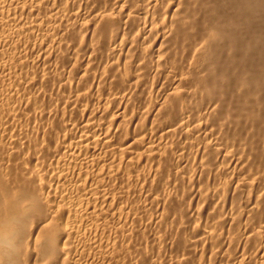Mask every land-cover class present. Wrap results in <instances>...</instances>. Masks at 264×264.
Returning <instances> with one entry per match:
<instances>
[{"label": "bare ground", "instance_id": "1", "mask_svg": "<svg viewBox=\"0 0 264 264\" xmlns=\"http://www.w3.org/2000/svg\"><path fill=\"white\" fill-rule=\"evenodd\" d=\"M262 31L264 0H0V264H141L159 249L171 264H264ZM19 46L42 53L22 61ZM79 51L97 72L72 74ZM150 77L146 115L129 99ZM21 78L42 93L4 88ZM102 89L108 106L85 118ZM112 175L149 202L112 201ZM108 214L168 247H134Z\"/></svg>", "mask_w": 264, "mask_h": 264}, {"label": "rangeland", "instance_id": "2", "mask_svg": "<svg viewBox=\"0 0 264 264\" xmlns=\"http://www.w3.org/2000/svg\"><path fill=\"white\" fill-rule=\"evenodd\" d=\"M41 15H42V14L40 13V16H41ZM32 17H33V16H32ZM29 18H30V17H29ZM187 24H188V23H187ZM187 24H186V25H187ZM196 28H197V27H196ZM258 31H259V30H258ZM263 32H264V31H262V33H263ZM36 34H37V33H36ZM36 34H35V35H36ZM263 34H264V33H263ZM35 35H34L33 38L30 37V41H36V40H37L36 43H38L39 40H40V35H39V33H38L39 36L37 35V36H38L37 39H36L37 36H35ZM32 39H33V40H32ZM35 39H36V40H35ZM258 47H259V48H262V45H261V46H260V45H259V46H258V45L255 46V48H258ZM20 48H22V49H20ZM252 48H253V47H252ZM259 48H258V49H259ZM14 49L16 50V48H14ZM14 49L12 48V52L14 51ZM17 49L20 50V52L17 50L18 52L15 51L14 53H17V54L19 53L20 56H23L24 53H27V56L29 57V59L32 58L33 60L35 59V58H33V54H34V56H36V55L39 54L38 51H39V52L41 51V50H38V49H37V52H35V51H36V50H35L34 53H32L31 50H30V51H31V52H30L29 49L24 48V46H23V47H22V46H21V47L19 46ZM25 50H27V52H26ZM250 50H252V49H250ZM24 51H25V52H24ZM256 51H258V50H256ZM259 51H261V50L259 49ZM259 51H258V52H259ZM79 52H81V51H79ZM87 52H88V53H87ZM37 53H38V54H37ZM41 53H42V51L40 52V54H41ZM83 53H84V55H85V51H83V52H81V53H77L78 56H79V54H80V56H81V57L79 56L80 58H77V57L74 55V56H72V57H69V60L67 61L70 65H71V64H74V63L76 64V63L78 62V64H76L77 66H76V65H71V67H73V66H74V68L76 67V69L72 68V71H71L72 74H74V75H75V74L78 75V73H80V69L83 70V68H86L87 65L84 66V64H86L87 61L89 62L90 69H91V66H93L92 68H94V66H97V65H98V64H97V63H98V58H95V56H94L95 54H94V55H93V54L90 55V54H89L90 52H89V51H86V54H87V55L89 54L88 57L90 58V56H91V58H92V59L87 60V59H86V58H87V55L84 56ZM9 54H10V53H9ZM17 54H13V55L18 56ZM28 54H30V55H28ZM24 55H25V56H23V58H24V57H25V58H24V60H22V61H25V60L28 58V57L26 56V54H24ZM82 55H83V57H85V59L82 57ZM92 55H93V57H92ZM16 56H15V57H16ZM20 56H18V57H20ZM31 56H32V57H31ZM74 57H76V58H74ZM16 58H17V57H16ZM94 58H95V60L93 61ZM21 59H22V57H21L19 60L21 61ZM70 59H71L72 61H70ZM78 59H79V60H78ZM83 59H84V60H83ZM6 60H8V58H6ZM73 60H74V61H73ZM80 60H81V61H80ZM91 60L93 61V63H92ZM96 60H97V61H96ZM70 62H71V63H70ZM73 62H74V63H73ZM80 62H81V63H80ZM84 62H85V63H84ZM88 62H87V64H88ZM90 62H91L92 64H90ZM31 63H32V62H31ZM68 63L66 64V66L69 65ZM95 64H97V65H95ZM46 65H47V64H45L44 66H46ZM70 65H69V66H70ZM81 65H82V66H81ZM89 65H88V67H89ZM30 66H31V67H30ZM32 66H33V67H32ZM53 66H54V64H52V63H51V64L49 63V64L47 65L48 68L51 67L49 70H52V72H53V70H57V71L59 72L60 69H59V70L57 69V67H56L57 65H55L54 67H53ZM78 66L81 67V68L79 69ZM26 67H27V66H26ZM26 67H25V68H26ZM71 67H70V68L68 67V69H71ZM30 68H32V69H30ZM34 68H35L34 65H30V64H29L28 71L32 72L31 70H34ZM55 68H56V69H55ZM22 69H23V71L21 70L22 72H21L20 76L23 75L22 73H24V71H25L24 68H22ZM35 69H36V68H35ZM44 69H45V67H44ZM46 69H47V68H46ZM78 69H79V70H78ZM94 69H95V68H94ZM94 69H93V70H94ZM49 70H47V71H49ZM73 70H74L75 72H74ZM77 70H78V71H77ZM82 70H81V71H82ZM96 70H98V66L96 67V69H95L94 71H96ZM47 71L44 70V72H47ZM57 71H56V72H57ZM96 72H97V71H96ZM130 72L132 73L131 70H130ZM130 72H129V70H128V74H129ZM19 73H20V71L17 70V75H18ZM131 73H130V75H127L128 78H129V76H130V78L133 77V76L131 75ZM17 75H16V73H15V76H17ZM21 77H22V76H21ZM9 79H10V78H9ZM9 79L6 81V83H5L6 86H4V88H7V86L16 83V85H17L16 87H18V89H22V90H23V88H22L23 86H28V89H29V90H28L26 87H24V89L26 88L27 91H31V93H32L33 90H34L33 92L35 93V91H37V88L40 89V87H39V83H37L38 85H37L36 83H35L36 85H34V84H29L28 82H26V80H24V79L21 78L22 80H17V82H19V83L17 84L16 81H14V82H13V81H9ZM14 79H15V78H14ZM150 79H151V77H150L149 79H147V83H146V81H145L146 85L149 84V86H144L145 83H144V85L141 84V85H143V87L140 85V86H139V89H140V90L138 89V91H137L138 93H135V94L129 99V105H131L130 108H132L133 106H135V107H138V106H139L138 108H142V109L145 110L144 112H146L147 110H146L145 107L148 108V106H145L146 104L149 105V103H150V104H151V103H153V104L156 103V102H154V101H156V97H155V94H156V86L153 88V86L156 85V84H155V83H156V81H155L156 79H155V77H152L151 80L153 81V83H151L152 81H149ZM10 80H11V79H10ZM21 81H22V82H21ZM24 81H25V83H24ZM9 82H10V84H8ZM12 82H13V83H12ZM154 82H155V83H154ZM21 83H22V84H21ZM5 84H4V85H5ZM19 84H20V85H19ZM24 84H26V85H24ZM28 84H29V85H28ZM30 85H32L31 88H30ZM151 85H152V86H151ZM37 86H38V87H37ZM9 87H10V86H9ZM141 87H142V89H141ZM146 87H147V88H146ZM150 87H151V88H150ZM7 89H8V88H7ZM142 90H143V91H142ZM40 91H41V93H42V90H41V89H40ZM95 91H96V90H95ZM97 91H98V89H97ZM103 91H104V90L102 89V91H100L101 93L99 92L100 94L97 95V92L94 94V99L97 97V98H96V101H95V100L93 99V97H92V101H94V102H92L91 100H89L88 102H86V101L82 102L83 106L86 105V106L88 107V108H87V111H88V112H86V114L89 113V112L92 110L93 115H92V113H91V114L89 113L90 115H92V116H90V117H92V118H95V119L98 118V117H99L98 115H99V113L102 111V108H106V107L108 106V104H106V102H105V101L107 100V99H106L107 97H106V95H105L106 93L104 94ZM22 92H23V91H22ZM37 92H38V91H37ZM145 92H146V93H145ZM39 93H40V92H39ZM41 93H40V94H41ZM66 93H67V92H64V93L62 92V93H60V96H58L59 94H57V92H56V93H53V97H54V101H55V102L58 101V102H59V105L62 104L61 106H63V107H64V102H65V107H64L65 110H64L63 107H61V109L63 110V112H65V113L67 114L68 111L72 110V108L74 109L75 107H70V104L73 103V102H72L70 99H69V100L71 101V103L68 102V101H69V100H68V94H66ZM102 93H103V94H102ZM139 93H140V94H139ZM148 93H149V94H148ZM54 94H55V95L57 94L58 97L55 96ZM65 94H66V95H65ZM42 95H43V94H42ZM95 95H97V96H95ZM99 95H101V97H100ZM102 95H105L104 97H106V98H104V97L102 98ZM138 95H139V96H138ZM39 96H40V95H39ZM63 96H64V97H63ZM149 96H150V97H149ZM40 97H42V96H40ZM56 97H57V98H56ZM99 97H100L101 99H100ZM144 97H145V98H144ZM42 98H43V97H42ZM55 98H56V100H55ZM137 98H138V99H137ZM146 98H147V99H146ZM65 99L68 100V101H67L68 103H66V100H65ZM97 99H98V101H99V99H100V101H99L100 103L97 101ZM104 99H105V100H104ZM139 99H140V100H139ZM59 100H60V101H59ZM90 101H91V103H90ZM148 101H149V102H148ZM152 101H153V102H152ZM62 102H63V103H62ZM96 102H98V103H96ZM104 102H105V103H104ZM107 102H108V101H107ZM131 102H132V103H131ZM146 102H147V103H146ZM85 103H86V104H85ZM87 103H88V105H87ZM94 103H95V104H94ZM134 103H135V104H134ZM141 103H142V104H141ZM91 104H92V107H91ZM97 104H100V105H97ZM101 104H102V105H103V104H106V105H105L106 107H105V106L103 107ZM115 104H116V103H115ZM153 104H151V105H153ZM66 105H68L69 108H71V109L67 108L68 106H66ZM93 105L95 106V108H93V107H94ZM96 105H97V106H96ZM136 105H137V106H136ZM140 105H141V106H140ZM142 105H144V106L142 107ZM154 105H155V104H154ZM154 105H153V106H154ZM71 106H73V104H71ZM83 106H82V109H83ZM86 106H85V107H86ZM113 106H114V105H113ZM153 106H151V107H153ZM85 107H84V108H85ZM90 107L93 108L95 111H94L93 109L88 110ZM98 107H99V109H98ZM101 107H102V108H101ZM151 107H150V105H149V108H151ZM66 108H67V111H66ZM75 109H76V108H75ZM75 109H74V110H75ZM85 109H86V108H85ZM97 109H98V110H97ZM96 110H97V111H96ZM78 111H79V112H78ZM71 112H73V110L70 111V113H71ZM96 112H97V113H96ZM75 113H77V114H76L77 116H75ZM79 113L81 114L80 110H77V112H74V113H73L74 116H75L74 119H77V117H78V118H81V116H79V115H80ZM68 114H69V113H68ZM78 114H79V115H78ZM89 114L85 115V118H86V116L88 117ZM94 114H95L96 116H98V117H95ZM126 115H127L128 117L130 116V114H129V115L126 114ZM141 115H142V114H141ZM146 115H147V112H146ZM93 116H94V117H93ZM143 116H145V115H143ZM143 116H142V117H143ZM128 117L126 118V120L128 119ZM96 120H97V119H96ZM50 121H51V120H50ZM50 121L48 122L49 125L47 124V125H45L46 127H44L46 130H48V131H47L48 134H46V132H45V134H46V136H49V139H51V137H52L51 140H52V141H55L56 143H58V142H57L58 139H60L59 141H61V140L63 139V138H62V136H63L62 134L64 133V130H62V133H61V131H60L61 129L57 128V127H56V124H55L53 121H51L52 124L50 125ZM55 121H56V119H55ZM53 123H54L55 126H53ZM51 126H52V127H51ZM50 127H51L52 129H51ZM53 127H55V129H54ZM56 128H57V129H56ZM58 129H59V130H58ZM46 130H45V131H46ZM54 130H55V131L58 130L60 133H59L58 131L55 132ZM49 131H50V132L53 131L51 136H50V132H49ZM57 132H58V133H57ZM58 134H59V136H58L57 138L54 137V136H57ZM61 135H62V136H61ZM60 136H61V137H60ZM53 137H54V138H53ZM47 138H48V137H47ZM55 138H56V139H55ZM56 140H57V141H56ZM89 154H90V153H89ZM111 155H112V154H111ZM111 155H110V152H108V155H106V156L103 157V158L105 159V163L101 161V165H100V166H102V164H103V165H104V164H108V165H110L111 163H113V164L118 163V162H117L118 160H116V157L113 158V155H112V157H111ZM107 156H108V157H107ZM90 157L93 158V156H90ZM90 157H89V158H90ZM109 157H110V158H109ZM106 159H107V161H106ZM109 159H110V160H109ZM112 159H113V160H112ZM108 160H109V161H108ZM115 160H116V162H115ZM110 161H112V162H110ZM107 162H110V163H107ZM119 163L121 164V162H119ZM113 164H111L110 166H113ZM120 164H119V165H120ZM115 165H116V164H115ZM115 165L113 166L114 168H115ZM119 165H118L117 167H120V168H121V167H122V168L124 167L123 164H121L120 166H119ZM122 168H121V169H122ZM123 170H124V169H123ZM121 172H122V170H121ZM115 175H116V174H115ZM115 175H112V177H114V179L116 180V183H115V180L111 177L113 180L111 181L110 178H109V179H108V186L106 185V187H105V189H106L105 192H106V194H110V195L112 196V201H113V199H114V201H115V198H116V197H117V198H116L117 200H120V199L123 200V199H124V201H125V200L127 199L125 193H128V194H127V195H128L127 197H128L129 199H130V196L133 197L132 195H134V197H135V196H136L135 194H137V197H135V198L133 197L132 199H136V200H137L138 198H140V199L137 200L138 202H139V201H140V202L142 201V202H144V203L149 202V201H147L146 199L143 201V199L145 198L144 195H145L146 197H151L152 195L149 196L150 194H148V193H145V194H144L145 191H144V192H141V191H140V187H137V186H140V185L134 186V188H133L134 190H133V189H132V186H133V185H132V186L130 185L131 183H127V181L125 182V180H123L124 182L122 183V182H120V178L117 179V177H118L119 175L117 174V175H118V176L116 175L117 177H116ZM117 180H119V181L117 182ZM121 180H122V179H121ZM111 182H112V183H111ZM119 182H120V183H119ZM125 183H127V184H125ZM115 184H116V185H115ZM121 184H122V185H121ZM128 184L131 186V188H130L131 190L129 189L130 186L128 187ZM117 186H118V187H117ZM109 187H110V188H109ZM111 187L114 188V189H112ZM125 187H127V188L129 189V191H132V192H130V193H129V192H125V190L128 191ZM135 187H136L137 189H136ZM107 188H108V189H107ZM121 188H122V189H121ZM138 188H139V189H138ZM111 189L113 190L114 193L112 192ZM108 190H109V192H108ZM115 190H116V191H115ZM138 190L141 192V194H140V192L138 193ZM135 191H136V192H135ZM134 192H135V194H132V193H134ZM111 193H113L114 195L111 194ZM115 193H116V195H115ZM122 193H123V194H122ZM118 194H119V195L122 194L123 198H120V197H122V196H121V195L119 196ZM131 194H132V195H131ZM147 194H148V195H147ZM110 195H109V196H110ZM124 195H125V196H124ZM114 196H115V198H114ZM118 196H119V197H118ZM124 197H125V198H124ZM142 197H143V198H142ZM187 197H188V199L183 198L184 201H183V199H182L183 204H184L185 206L187 205V204H186V201H187V203L189 202V204H190V202H191V200H189V195L186 196V198H187ZM119 198H120V199H119ZM190 199H191V197H190ZM122 200H120L119 202H123ZM185 200H186V201H185ZM117 202H118V201H117ZM142 202H141V203H142ZM104 204L106 205V206L103 205V206H105V210H106V208H107V204H106V203H104ZM112 204H113V203H112ZM112 204H111V205H112ZM121 204H123V203H121ZM118 205L120 206L119 203H118ZM153 205H154V204H153ZM153 205L151 204L152 207L149 205V206H150L149 209L152 208V209H150V210H152V212H154V213H152V215H156V208H157V207H156V206L153 207ZM101 206H102V205H101ZM111 207H112V206H110V208H111ZM155 207H156V208H155ZM186 207H187V206H186ZM108 208H109V207H108ZM154 209H155V211H153ZM106 211H107V210H106ZM108 215H109V214H108ZM108 215H107V217L110 216V215H109V216H108ZM110 217H111V216H110ZM110 217H109V219L111 220L113 217H111V218H110ZM107 219H108V218H107ZM109 219H108V220H109ZM114 219H115V218H113V221H115V222L119 221L118 223H119L120 226H122V227H123L125 224H126L125 227H127V226H131V228L135 225V224L126 223L125 221H122V220H116V219L114 220ZM121 221H122V223H121ZM123 222L125 223L124 225H122ZM127 224H130V225H127ZM137 226H138V225H137ZM137 226H134V227L132 228L133 230H134V228L136 229V230H134V232H133L132 229H130V230L128 229V228H130V227H127V228H126V229H127V232L132 231L133 233H135V232L137 233V238L135 237V239H134V241H137V242H136L137 244L134 242V247H135V245H136V247L147 246V247H145V248H146L147 250H149L150 245H152V243H153L156 247H155L154 245H152V247H153V248L155 247V248H158V249H159V247H157V245L161 244V242H160L159 244H158V243H154L155 240H153V239H154V236H153V235H154V231H153V229H152L151 227H149V226H148L149 229H148V227H146V226H144V227L142 226V227H140V229H141V231H143V232H141L140 229L138 230ZM125 227H123V228H125ZM146 228H147V229H146ZM137 230L140 231V232L138 233ZM149 230H151V231H149ZM145 231H146L147 233H146ZM152 232H153V233H152ZM136 233H135V234H136ZM141 233H142L141 237L143 236L142 238L139 237ZM135 234H134V235H135ZM145 234H146L148 237H146ZM152 234H153V235H152ZM155 234H156V233H155ZM135 236H136V235H135ZM149 236H150V237H149ZM151 237H153V238H151ZM138 238H140V240H139ZM145 238H146V239H145ZM150 238H151V239H150ZM142 240H143V241L145 240V241H144L145 243H144ZM139 242H140V243H139ZM151 242H152V243H151ZM156 242H157V241H156ZM148 243H149V244H148ZM162 243L165 244L164 241H162ZM141 244H142V245H141ZM156 244H157V245H156ZM164 244L159 245V246L162 247V250H166V249H163V248H166V247H164L166 244H165V245H164ZM138 245H139V246H138ZM166 246H167V245H166ZM167 247H168V246H167ZM138 249L142 250L141 248H138ZM150 249H151V248H150ZM131 250H133V249L131 248ZM155 250H156V249H155ZM159 250H160V252H162L163 254H165L167 257H168L169 255H172V256H173L172 258H174V259H172L171 256H170V257H168L169 259L171 258V260H173V261L176 260L175 257H174V254H175L174 252H171V251L168 250V249H167L166 251H161V249H159ZM142 251H144V247H143V250H142ZM168 251L170 252V254H169ZM164 252H166V253H164ZM167 252H168V253H167ZM154 253H156V251H155ZM172 253H173V254H172ZM159 254H161V253H158V258H159V256H160V259L158 260V262H157V256H156V254H155L154 256H155L156 259H149V260H151V261H149L148 259H147L148 261H147L146 259H144L143 261H145V260H146V261H145V262H142L141 264H144V263H146V262H149V263L151 262V264H152L153 260H156V263H155V261H154L155 264H171V263H170L171 260L167 259L165 255L162 254V255L164 256V257H163L162 255H159ZM154 256H153V257H154ZM175 256H176V255H175ZM150 257H151V256H150ZM153 257H152V258H153ZM162 257H163L164 259H162ZM178 258H179V257H177V259H178ZM161 259H162L163 261H162ZM166 259H167V261H166ZM114 260L116 261L117 259H114ZM160 260H161V263H159ZM102 261H103V259H101V261L99 260L98 263L101 264L100 262H102ZM112 261H113V260H112ZM112 261H111V264L113 263ZM115 261H114V264H116ZM139 264H140V263H139ZM146 264H148V263H146ZM191 264H192V262H191Z\"/></svg>", "mask_w": 264, "mask_h": 264}]
</instances>
